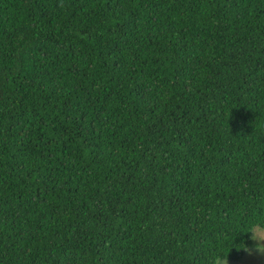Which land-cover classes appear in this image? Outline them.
I'll return each mask as SVG.
<instances>
[{"label": "trees", "instance_id": "16d2710c", "mask_svg": "<svg viewBox=\"0 0 264 264\" xmlns=\"http://www.w3.org/2000/svg\"><path fill=\"white\" fill-rule=\"evenodd\" d=\"M256 228L264 0H0V264L236 263Z\"/></svg>", "mask_w": 264, "mask_h": 264}, {"label": "rangeland", "instance_id": "374dc122", "mask_svg": "<svg viewBox=\"0 0 264 264\" xmlns=\"http://www.w3.org/2000/svg\"><path fill=\"white\" fill-rule=\"evenodd\" d=\"M247 256H249L248 259ZM220 264H264V231L254 229L251 238V247L240 262H221Z\"/></svg>", "mask_w": 264, "mask_h": 264}]
</instances>
